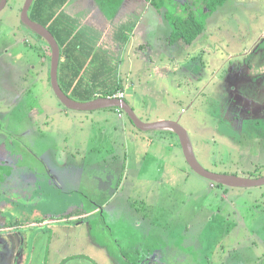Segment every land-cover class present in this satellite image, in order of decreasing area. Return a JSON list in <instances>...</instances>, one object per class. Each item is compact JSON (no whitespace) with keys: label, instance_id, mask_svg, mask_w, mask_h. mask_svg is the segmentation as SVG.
<instances>
[{"label":"rangeland","instance_id":"1","mask_svg":"<svg viewBox=\"0 0 264 264\" xmlns=\"http://www.w3.org/2000/svg\"><path fill=\"white\" fill-rule=\"evenodd\" d=\"M187 1L167 4L164 11L180 14ZM25 2L8 0L0 12V137L6 139H2L0 153L9 155L6 149L14 150L13 147L22 151L21 155L12 151L15 159H6L10 163L29 160L31 154H38L44 147H55L69 157L70 163L80 162L74 164V169L83 182L77 190L72 188L87 209H91L90 201L100 205L111 201V205L107 203L97 211L92 223L84 220L79 229H70L69 234L77 237V243L74 245L67 236L60 252L68 257L80 252L83 258L79 256L64 264H107L105 252L89 237L97 238L101 246L112 245L108 214L115 204L121 221L114 233L123 229L133 237L145 233L148 241L156 239L154 244L165 249L168 264H264V185L218 186L190 167L177 136L142 131L128 115L119 118L112 107H65L52 88L49 57L43 53L46 42L21 22L20 10ZM151 14L148 12V16ZM125 21L121 25L128 36V43H124L128 50L124 47L121 53L108 51L114 58L108 71L118 80L127 60L126 56L119 64L117 60L132 54L137 58L134 70L139 77H123L118 92L108 97L123 94L143 120L179 121L190 135L195 156L207 170L240 177L249 173L253 177L264 176V0H229L206 25L208 29L219 25L224 36L213 38L208 47L197 42L189 50L187 60L180 48H185V43L169 51L167 41L157 45L148 39L143 45L147 50L140 53L141 29H133L137 31L132 33L135 42L130 44L131 33H126ZM80 29L86 30L82 25ZM151 30L169 33L171 26L164 19L159 29ZM97 46L100 52L106 51V46ZM161 48L165 52L163 63ZM142 58L146 59L140 62ZM95 90L98 95L103 94L101 87ZM38 103L42 104L36 107L41 106L52 118L48 128L40 113L31 112L30 105ZM124 122L127 131H123ZM39 123L41 126L36 125ZM59 129L64 135L59 136ZM129 129L137 134L132 135ZM42 131L46 138L36 143L34 138L37 134L41 137ZM135 166L140 172L132 170ZM120 179L123 183L118 195L111 198ZM131 184L140 198L129 200ZM155 191V196L151 195ZM3 224L1 220L0 231ZM119 244L124 248L123 240ZM5 252L3 248L0 254ZM192 252L211 260H174V254L188 256ZM42 256L39 253L27 264H41Z\"/></svg>","mask_w":264,"mask_h":264},{"label":"crops","instance_id":"2","mask_svg":"<svg viewBox=\"0 0 264 264\" xmlns=\"http://www.w3.org/2000/svg\"><path fill=\"white\" fill-rule=\"evenodd\" d=\"M173 1V4L178 2L180 3V0ZM109 5L110 6L106 8V11L114 10V8L111 7L112 5ZM101 8L105 11V8ZM101 8L95 0H77L76 2H73L71 0L64 9L66 11L82 13V15L80 14V24L84 27V29L86 28L85 34H87V41L89 40V43L91 44L94 42L96 47H98V44L106 46L107 48H105V50L107 52L112 51L114 53H121L122 50H124V47H126V50H128V46H124L125 44L120 42L123 41L121 37L124 36L123 33L125 32V29H123V24L121 25V22L125 20V22L128 23V28H126L128 30H126V33L131 32V37L129 38L130 44L132 43V41L135 42L132 33L137 31L133 29H141L138 46L140 53L144 51L143 49L147 50L143 45L147 44L148 39H151L153 43L157 45H159L160 42L162 43V41H167L166 43L168 44L169 51H172V48L174 46H177L178 44H184V42L182 41H178L175 43L170 42L169 36L171 34V31L169 33H162L161 30L155 32H152L151 30L153 28L159 29L162 25V20L164 19L166 22H168L166 20L164 11V9L167 8V5L159 9L152 4L146 3L143 0H123L119 8L118 15L115 19H109V17H106L103 14V10ZM148 12H153V14L148 16ZM207 26L204 32L193 44L186 45L185 48L183 47V45L180 46L182 53L184 54L182 56H186L185 60H187V57H189V50L197 42H199V44L202 46L205 45V47H208L213 41V38L216 39L219 36H224V34L222 33V28L219 25H215L214 27L210 26V29H208ZM150 33L152 34V36H150ZM134 37L136 38L137 36L134 34ZM127 43L128 37L126 44ZM164 47H166V45H164ZM160 50L161 52H159V56L160 60H162L163 63L165 59L163 53L165 52L162 51V48ZM125 56L127 61L124 64L125 66L123 65L124 72L122 71L121 74L118 75L119 80H116V75H113L108 71V68L113 66V56H111L108 52V54H105V57H103V53L100 52L99 47L93 52L90 61H88L84 68L83 74L85 75L86 69V75L88 74L89 76L95 75V72H99L101 73V76L103 74L108 78L112 76L113 79L110 81L111 83L109 82L107 84H103L100 82V84H97L99 87H101L102 91H107L108 89L113 88V85H116L115 82L117 83V81H119L118 83H120L123 77H125V79L127 80H130V77H132L136 73L134 69H137V65H135V61L137 58H134L132 54L130 57L129 54L122 55L117 60L118 64ZM143 59L146 58H142L139 61L141 62ZM174 59H170V61L176 62L177 60ZM156 65H159V63H157ZM144 71L146 73L148 72V70L146 69ZM135 75L138 76V74ZM88 82L95 83L92 82L90 78L88 79ZM20 100H22V98ZM126 101L135 111L134 106L127 100V97ZM41 104L38 103L30 105V109L32 113H40V118H42V121H45V123H43L44 127L48 128V122L52 123V118H50L49 113H47L45 110H42L41 106L39 108L36 107V105ZM65 113L68 115V111H66ZM115 113L119 118H124V115L120 116L117 110H115ZM161 120L162 119L143 121L150 123ZM163 120L175 119L167 118ZM36 125L41 126L40 123ZM123 125L125 126V129L123 131H127L126 123L124 122ZM50 131L52 133V128H50ZM58 131L61 132L58 133L60 134L59 136H62V130L59 129ZM128 131L132 135L137 134L131 129H129ZM151 131H161L163 133L169 132L173 135L176 134L175 131L167 128H156ZM42 133L43 131L41 132V137H38L37 134L34 138V141L36 143H38L36 140H42L46 138V135H42ZM2 139L6 140L5 137H0V141ZM176 139L178 140V138ZM3 140L1 142L2 145L0 143L1 149L4 146ZM133 140H135V138ZM6 143H8V141H6ZM7 146L9 148V144ZM171 146H175L174 142H171ZM13 149L15 150L14 147ZM43 149L44 150L40 151L38 154H31L29 160L27 158H22L21 160L14 162L10 161V163H8L6 159L7 157L12 158V160L15 159V157L13 156L14 153L12 152L14 150L6 149V152L9 153L10 156L0 153V159H2L3 157L2 160L6 161V163L12 168V174L6 179L5 182L0 185V219L4 222V227H2V230L0 231V251L3 252V248H6V252L0 254V264H17V262L18 264H27L31 258L34 259L36 256H38L39 253L43 254V260H41V264H64V262L67 263L70 260H76L79 256L83 258V254H81L80 252L79 254H75L69 257L67 256V254L61 253L59 248L64 247L62 242L64 241L66 243V238L68 236L73 240V243L75 245V243H77V237L71 236L69 234V231L74 226H77V229H79L80 226L85 223L83 221L78 222L77 219H79L80 217H86L87 219L85 221L92 223V221H94L93 216H95L97 214V211L99 210L96 209L97 205L102 209L105 208V205L107 203L111 205L110 199L102 202L103 206L100 205L99 202L90 201L89 207H91L92 210L90 209L89 213L83 212V210L86 209V206L84 205L85 201L83 202V199L79 195L73 194L78 193L75 190H77L78 187H80L79 184L83 182L82 179L78 180L79 177H77V172L74 169V164H79L80 162L70 163L69 157L65 154L59 153V151L55 150V147L50 148L49 146L44 147ZM15 151L19 153V155L22 154V151L20 152V150ZM75 152H78V150L76 149ZM155 155H157V153ZM125 156L126 158L128 157L127 154ZM75 157L76 154H73V158L77 159ZM23 160H26L27 162H23ZM132 170H134L135 172H140V169L136 166ZM122 183V179L118 180L115 183L116 191L111 195V198L118 195V191L122 186ZM73 186L76 187L75 190L74 188H72ZM134 188L135 185L131 184V190L128 193L129 200L132 198L141 197L140 194L135 192ZM20 192L23 193L21 197ZM155 194L156 191L151 195L155 196ZM223 195L225 197L228 195V190L226 188ZM122 199V201L125 203L124 195ZM115 205L112 206V209L108 214L111 218L110 223L112 225V227H110V232L113 235V239L110 238L112 245H107V247L101 246L102 243L97 238H94L92 235V238L89 237L90 242L96 245L98 249L100 248V250H103L105 252L106 255H103L104 261L107 260V264H131V262L128 261L125 257V255H129L135 259H139V261L140 259L146 258V261L149 264H168V260L167 258H165L166 254H164L165 249L162 248L161 244H154L156 239H150V241H148L145 233H137V236L133 237L131 236V234L129 235L128 232L123 231V229H121L118 233H114V231H116L119 227L121 221L117 218ZM137 223L140 224V220H137ZM7 225L8 227H6ZM95 240H97L98 242ZM122 240L124 242V245H127L126 248L125 246L124 248L120 246L119 243ZM185 251L187 253L189 252L188 250ZM192 253V255L188 256H181L182 254H174V260L183 262L192 260H211L208 256L199 255L197 257L195 252ZM13 257L14 259H12L11 263L10 259Z\"/></svg>","mask_w":264,"mask_h":264},{"label":"trees","instance_id":"3","mask_svg":"<svg viewBox=\"0 0 264 264\" xmlns=\"http://www.w3.org/2000/svg\"><path fill=\"white\" fill-rule=\"evenodd\" d=\"M71 0H34L31 7L29 8V16L34 21L42 24L47 27L55 36L60 49H61V58L59 64V73L58 79L61 88L63 91L72 99L76 101L86 102L96 99L100 96L108 97L113 96L118 92V89L121 87V82L117 81L116 86L103 91V94L98 95L97 84L103 83L107 84L111 81L107 76H104L99 72H95V75L89 76L87 70L85 69V75L83 74L84 68L88 61H90L93 52L98 48L95 43H89L87 41L86 32L80 29V14L77 12L66 11L64 8ZM76 2L77 0H72ZM100 8H105L103 14L109 19H115L118 15L120 5L123 0H95ZM148 4H152L157 8H162L164 6L173 5V0H143ZM173 1V2H172ZM190 1H193L192 3ZM229 0H189L186 4V7L183 8V11L180 14H175L173 12H166V20L171 26V34L169 36L170 42L175 43L178 41L184 42L186 45L193 44L198 37L206 29L208 19L224 4ZM116 2V3H115ZM111 4L114 8L112 11H106L107 7ZM176 4V3H175ZM6 7V6H5ZM23 9V8H22ZM22 9L20 11H22ZM1 12V11H0ZM22 22V19H21ZM23 23V22H22ZM24 24V23H23ZM25 25V24H24ZM28 27V26H27ZM29 28V27H28ZM31 29V28H29ZM32 30V29H31ZM86 31V30H85ZM35 32V31H34ZM36 33V32H35ZM131 33V32H130ZM38 34V33H36ZM121 37L122 43L127 42V37ZM129 34V33H128ZM38 36L46 42L43 45V53L46 57H49L50 61V71H51V55L52 49L47 40L38 34ZM123 45V44H121ZM123 47V46H122ZM103 57L107 55V51H102ZM110 76V75H109ZM91 79V83L88 82V79ZM51 80V76H50ZM119 80V79H118ZM111 83V82H110ZM111 108V107H107ZM114 110L119 112V115H128L123 108L121 107H112ZM129 117V115H128ZM130 118V117H129ZM132 124L138 129L139 128L133 120L130 118ZM152 130V129H150ZM176 133V132H175ZM179 140L178 134H174ZM180 142V140H179ZM188 162V161H187ZM12 174V168L6 163V161H0V185L6 181V179ZM245 177H253L252 174H248ZM218 186H226L221 183L213 182ZM96 209L101 210L99 206H96ZM92 210V209H91ZM95 210V209H93ZM83 212L89 213V209H84ZM86 217H80L78 222L86 220ZM128 261L131 264H149L145 259H135L129 255H125Z\"/></svg>","mask_w":264,"mask_h":264},{"label":"water","instance_id":"4","mask_svg":"<svg viewBox=\"0 0 264 264\" xmlns=\"http://www.w3.org/2000/svg\"><path fill=\"white\" fill-rule=\"evenodd\" d=\"M34 0H26L21 11L22 22L33 31L44 37L52 49L51 55V84L55 94L65 107L73 110H94L107 107H121L133 120V122L143 130L156 128H167L175 131L182 145L185 157L190 167L201 176L206 177L212 182L221 183L226 186L234 187H254L264 185V176L262 177H240L226 173H218L207 170L197 159L193 151L189 134L185 127L177 120H161L156 122H144L124 98L118 97H99L87 102L76 101L69 97L61 88L58 73L61 58L60 46L53 33L42 24L30 18L28 12ZM8 0H0V11L7 5Z\"/></svg>","mask_w":264,"mask_h":264},{"label":"built area","instance_id":"5","mask_svg":"<svg viewBox=\"0 0 264 264\" xmlns=\"http://www.w3.org/2000/svg\"><path fill=\"white\" fill-rule=\"evenodd\" d=\"M119 98H123L124 97V95L123 94H120V96H118Z\"/></svg>","mask_w":264,"mask_h":264}]
</instances>
